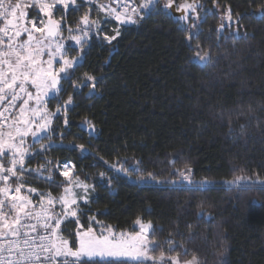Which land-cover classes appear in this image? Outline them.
<instances>
[{
	"label": "trees",
	"instance_id": "obj_1",
	"mask_svg": "<svg viewBox=\"0 0 264 264\" xmlns=\"http://www.w3.org/2000/svg\"><path fill=\"white\" fill-rule=\"evenodd\" d=\"M216 2L218 11L212 0H204L208 11L198 24L199 39L192 41V46L211 49L207 66L192 59L186 42L189 32L197 30L159 5L138 24L120 26L121 35L111 44L101 38L103 33L93 35L75 76L64 84L66 97L74 98L69 123H63L62 114L56 118L53 144L30 167L45 160L76 163L81 178L95 185L82 211L117 231H134L140 216L152 220L158 241L174 233L205 264H264V184L257 180V174L264 180V0ZM226 5L242 19L218 34ZM86 10L70 9L66 21L74 26ZM101 27L112 35L117 22ZM70 49L79 55L77 48ZM85 72L97 77L96 89L84 82ZM73 83L84 86L74 91ZM85 118L93 121L95 131ZM40 144L49 140L43 137L35 146ZM74 144L90 151L81 154ZM113 164L133 176L152 172L165 183L135 182L114 173ZM185 164L195 179L215 183H171ZM240 174L252 180L225 182ZM53 176L56 182L64 180L55 170ZM25 179L43 192L61 191L36 173H26ZM68 226L65 235L76 228Z\"/></svg>",
	"mask_w": 264,
	"mask_h": 264
},
{
	"label": "snow or ice",
	"instance_id": "obj_2",
	"mask_svg": "<svg viewBox=\"0 0 264 264\" xmlns=\"http://www.w3.org/2000/svg\"><path fill=\"white\" fill-rule=\"evenodd\" d=\"M212 3L218 11L219 4L216 0ZM159 4L160 0H140L138 4L136 0H108L105 3L80 0L79 4L78 0H0V264H205L199 255L190 253L182 242H178L174 233L170 232L164 242L158 241L156 227L150 219L138 216L134 221L138 230L125 232L83 212L80 205L91 202L95 185L81 178L76 163L71 160L62 164L45 160L36 168L30 167L35 156L46 154L50 149L51 135L44 137L49 144H40L35 150L26 138L56 132L52 121L57 114H62L65 125L69 123L68 109L74 103L73 96L68 94L54 112L47 108V101L51 95L59 99V94L64 91V78L71 81L75 76L85 44L93 35L101 33V38L111 44L121 35L120 26L138 24L146 10L158 8ZM92 5L96 6V18L91 15ZM81 6L87 10L74 26L68 24L66 14L69 9L79 11ZM204 7L202 0L163 2L165 11L180 13L179 19L188 23L189 29L197 30L189 32L186 42L194 52L192 59L207 66L213 59L211 49H204L199 43L192 46V41L199 39L197 21L202 20L199 10ZM29 9H36L31 17ZM101 13L103 21L99 18ZM241 19L239 13L234 16L231 6L226 5L217 33L232 29L233 24H239ZM110 20L117 22L112 35L101 27L102 23L106 27ZM22 36L25 38L21 39ZM68 41L75 42L79 55H70L72 49L66 47ZM83 80L89 84L90 90L96 89L95 75L85 72ZM83 86L73 83V90ZM17 101H22L18 109ZM30 101H34L35 106L30 105ZM84 123L95 131L92 120L85 118ZM73 147L81 154L90 151L84 144H74ZM111 167L117 169L115 164ZM53 170L64 178L63 182L55 181ZM117 170L129 174L123 165ZM175 171L181 182L189 185L215 183L208 177L195 179L188 164ZM26 173H36L55 182L61 191L54 195L50 190L43 192L32 187L25 179ZM99 175L103 177L105 174ZM136 179L165 183L152 172ZM251 180V176L240 174L225 182L239 185ZM257 180L264 184L258 174ZM200 208L203 210V205ZM81 216L84 217L83 223ZM67 223L76 225L69 235H65Z\"/></svg>",
	"mask_w": 264,
	"mask_h": 264
},
{
	"label": "rangeland",
	"instance_id": "obj_3",
	"mask_svg": "<svg viewBox=\"0 0 264 264\" xmlns=\"http://www.w3.org/2000/svg\"><path fill=\"white\" fill-rule=\"evenodd\" d=\"M99 2L100 3H105V2H108L107 0H104V1H101V0H99ZM163 2H164V0H160V4H159V7H161V8H163ZM80 3V0H78V4ZM115 6V5H114ZM81 7H84V6H81ZM80 7V8H81ZM92 7V13H91V15H92V17L93 18H96L97 17V12H96V6L95 5H92L91 6ZM86 7H84V9H85ZM205 8H206V5H205ZM71 9V8H70ZM69 9V10H70ZM153 9V8H152ZM151 10V9H150ZM206 11H208V9H204V12L202 13L203 15H201V17H202V19L204 18V14L206 13ZM36 12V9H29V16L31 17L34 13ZM149 12V10H146V14ZM55 15V14H54ZM59 15H65L64 13H60ZM99 18L101 19V20H103V13H101V14H99ZM199 22L200 21H197V24H199ZM68 23V22H67ZM69 24V23H68ZM129 25H133V24H129ZM67 35H68V33L65 31L64 32V36L65 37H67ZM98 36V35H97ZM25 37H21V39H24ZM66 47H75V48H78V46L75 44V42H73V41H68L67 42V44H66ZM70 55H72V56H74L73 54H72V52H70ZM198 61V60H197ZM80 62H81V59H80ZM79 62V63H80ZM67 79H68V77H65L64 78V80L62 81V84H63V88H64V91L62 92V93H60L59 94V96H60V98L58 99L55 95H51L50 96V98H48V101H47V108L50 110V111H55V108L57 107V106H59V104H60V102H61V100H66L67 99V97H66V90H67V88H66V86H64V84H66L67 83ZM30 91H32L33 89H29ZM21 96H23V94H21ZM22 103V101H18L17 102V109H18V107L20 106V104ZM74 104V103H73ZM72 104V105H73ZM30 105H32V106H35V102L34 101H30ZM72 105L71 106H69V108L70 107H72ZM61 114H57L56 116H54L53 117V121H52V126H53V124H54V121L56 120V118L57 117H59ZM48 135H52V133L51 134H49V133H41L40 134V136L39 137H37V138H33L32 136H28L27 138H26V140H27V143L29 144V145H34V148L32 149V150H35V149H39V147H40V145L39 146H35V144H37V143H40L41 142V140L43 139V137H45V136H48ZM51 144H53V143H51ZM115 165H117V164H115ZM119 166L120 165H117V169L119 168ZM110 169L114 172V173H116V174H119V175H122V176H124V177H129L130 179H132V180H134L135 182H141V183H143V182H146V181H142V180H138V179H136V177L137 176H133V175H130V174H125L124 172H122V171H118L117 169H114V168H112L111 166H110ZM176 184H186V185H189V184H187L186 182H181V178H180V176H179V178H178V180L176 181ZM78 191V190H77ZM33 199L35 200L36 199V196L35 195H33ZM82 205H84L83 203H81V205H80V207H81V210H82ZM67 226H68V223H67ZM69 227V226H68ZM135 230H138V226H135Z\"/></svg>",
	"mask_w": 264,
	"mask_h": 264
},
{
	"label": "water",
	"instance_id": "obj_4",
	"mask_svg": "<svg viewBox=\"0 0 264 264\" xmlns=\"http://www.w3.org/2000/svg\"><path fill=\"white\" fill-rule=\"evenodd\" d=\"M168 12L171 14V16H172L175 20L180 21L182 24H185V25L188 26V23H186V22H184V21H182V20L179 19L180 13H173L171 10H169Z\"/></svg>",
	"mask_w": 264,
	"mask_h": 264
},
{
	"label": "flooded vegetation",
	"instance_id": "obj_5",
	"mask_svg": "<svg viewBox=\"0 0 264 264\" xmlns=\"http://www.w3.org/2000/svg\"><path fill=\"white\" fill-rule=\"evenodd\" d=\"M202 3L205 5L204 0H202ZM204 9H205V8L199 10V14H200V16L203 15L202 13L204 12ZM233 25H236V24H233Z\"/></svg>",
	"mask_w": 264,
	"mask_h": 264
},
{
	"label": "built area",
	"instance_id": "obj_6",
	"mask_svg": "<svg viewBox=\"0 0 264 264\" xmlns=\"http://www.w3.org/2000/svg\"><path fill=\"white\" fill-rule=\"evenodd\" d=\"M108 1V0H107ZM138 4V3H137ZM119 10V9H118ZM18 102V101H17ZM5 103H7V102H5Z\"/></svg>",
	"mask_w": 264,
	"mask_h": 264
}]
</instances>
